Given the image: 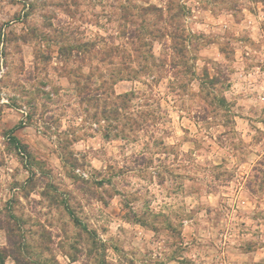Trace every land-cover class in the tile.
Instances as JSON below:
<instances>
[{
	"label": "rangeland",
	"instance_id": "obj_1",
	"mask_svg": "<svg viewBox=\"0 0 264 264\" xmlns=\"http://www.w3.org/2000/svg\"><path fill=\"white\" fill-rule=\"evenodd\" d=\"M0 254L264 264V0H0Z\"/></svg>",
	"mask_w": 264,
	"mask_h": 264
},
{
	"label": "trees",
	"instance_id": "obj_2",
	"mask_svg": "<svg viewBox=\"0 0 264 264\" xmlns=\"http://www.w3.org/2000/svg\"><path fill=\"white\" fill-rule=\"evenodd\" d=\"M17 143V142H16ZM17 145V144H16ZM19 145V144H18ZM17 145V147H18V149L20 150L21 149V145L20 146H18ZM0 264H4V257L0 254Z\"/></svg>",
	"mask_w": 264,
	"mask_h": 264
}]
</instances>
